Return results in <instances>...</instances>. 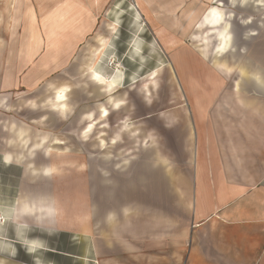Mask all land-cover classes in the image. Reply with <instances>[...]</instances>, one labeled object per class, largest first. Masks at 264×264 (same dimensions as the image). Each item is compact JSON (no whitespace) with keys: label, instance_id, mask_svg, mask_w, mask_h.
<instances>
[{"label":"crops","instance_id":"0c3cea01","mask_svg":"<svg viewBox=\"0 0 264 264\" xmlns=\"http://www.w3.org/2000/svg\"><path fill=\"white\" fill-rule=\"evenodd\" d=\"M236 4L239 10L230 11ZM192 6L179 37L191 26L194 47L162 34V46L178 49L170 66L140 86L144 115L125 113L121 82L107 91L96 81L100 103L77 118L80 129L59 134L51 125L65 123L75 107L67 102L70 110L61 115L47 109L57 116L49 121L43 106L32 109L41 117L25 118L28 108L10 105L18 90L8 75L0 94L6 264H264V0H192ZM164 69L174 74L167 106L184 104L155 111ZM32 76L19 84L27 90ZM110 98L124 105L114 108ZM112 112L128 114L117 117L116 129L125 118L139 123L111 135ZM132 131L139 144H118L133 139ZM127 150L140 156L120 155ZM5 175L16 183L3 190Z\"/></svg>","mask_w":264,"mask_h":264},{"label":"rangeland","instance_id":"374dc122","mask_svg":"<svg viewBox=\"0 0 264 264\" xmlns=\"http://www.w3.org/2000/svg\"><path fill=\"white\" fill-rule=\"evenodd\" d=\"M192 7V0H0V94L6 78L10 75L16 81L15 87L18 90L13 94L10 105L16 106L18 110H21L22 106L23 109L28 108L26 111L29 112H26L24 117L37 119L41 115L32 109L42 106L44 110L53 109L51 101L55 92L62 87H68L67 102L75 107V111L71 116L67 115L65 123L51 127L59 134L77 131L80 129L79 125L78 129L75 128L77 118L87 110H92L91 108L101 101L98 87L100 85L89 77L88 66L92 64L96 50L101 47L99 39L108 38L104 57L95 69L107 79L114 80L115 85L121 82L117 84V92L119 96L125 97L128 101L126 106L130 108L125 113H133L134 117H137L138 111L139 115H144L148 113V109L143 103L138 104L142 100L140 86L152 72L161 69L163 65L170 66L171 53L178 49L162 46V34L194 47L190 40L191 26L185 39L179 37L180 30L188 25L186 18ZM229 9L232 12L238 11V4ZM15 19L17 22L14 23ZM112 25L117 28L114 34ZM32 49L36 52L31 56L29 51ZM252 51L256 54L257 49ZM20 67L23 68L22 71ZM169 69L171 70L170 67ZM29 72L34 78L26 90L19 82L22 83V77ZM159 72L160 89L154 98L155 111H166L184 104L178 102L173 103V107L167 106V82L169 83L174 74L169 71L172 75H168L165 69ZM40 75H43V78ZM36 78L38 82H35ZM135 82L137 83L134 84ZM19 88H23V91H19ZM175 92L182 94L178 89ZM48 112V121L57 117ZM58 113L60 114L59 111ZM125 113L110 114V124L114 129L111 135L125 127L130 129V124L136 125L137 120L128 124V119L125 118L116 129V120L128 115ZM90 116L92 117V114ZM142 122L146 123L145 126H149L150 122L156 126L154 120ZM132 132L134 140L127 138L124 143L118 144H139L140 142H135L139 140L138 135L135 131ZM128 133L131 134V131ZM62 144L56 142L55 146ZM104 144L105 140H102V145ZM174 145L176 144L172 147ZM86 146L80 144L81 148ZM62 147L68 146L66 144ZM127 151L120 155L140 156L138 152L132 154L133 152ZM179 151L176 149L175 152L179 160L184 161L187 155L180 154ZM69 160L72 158L69 157ZM14 179L3 176V190L6 186L15 184Z\"/></svg>","mask_w":264,"mask_h":264},{"label":"bare ground","instance_id":"6f19581e","mask_svg":"<svg viewBox=\"0 0 264 264\" xmlns=\"http://www.w3.org/2000/svg\"><path fill=\"white\" fill-rule=\"evenodd\" d=\"M15 22H17L16 19H15L14 23ZM6 25H7V23H6ZM111 27H112L111 30L113 31V34H114L116 32L117 28L115 25H112ZM107 40H108V38L107 39H104V38L99 39L101 47L96 50V52L94 54L93 62L91 65L88 66V69H89V77H91L95 81L99 82L104 90L112 91L116 87L114 80L111 81L110 79L103 77L102 75H100L99 71L97 69H95V67L97 66V63H101L100 60L104 57V50L107 47V45H106ZM97 77H99V79H97ZM67 88L68 87H62L59 90H57L55 93V96L53 97V100L51 101V108H53L54 110H58L62 114H65L70 110L68 108V105H67V101H68V97H69V93H68ZM61 90H64L63 91L64 98L63 99H57V95ZM109 103H112L111 105L114 108H117L116 104H118V103L120 104V106L124 105L121 102H118L114 98H110ZM99 109H100L101 117H107L108 116L107 108H105V107L100 108L99 107ZM119 138H120V136L113 138V140L116 142V141H118Z\"/></svg>","mask_w":264,"mask_h":264},{"label":"clouds","instance_id":"9594fccd","mask_svg":"<svg viewBox=\"0 0 264 264\" xmlns=\"http://www.w3.org/2000/svg\"><path fill=\"white\" fill-rule=\"evenodd\" d=\"M196 37H194V39H195ZM97 79H99V77H97ZM63 91L64 90H61L59 93H58V95H57V99H63L64 98V96H63ZM116 107L117 108H119L120 107V104L118 103V104H116ZM16 253L15 252H13V253H11V255H15ZM0 264H6V261L5 260H3V259H0Z\"/></svg>","mask_w":264,"mask_h":264},{"label":"built area","instance_id":"2783aa9c","mask_svg":"<svg viewBox=\"0 0 264 264\" xmlns=\"http://www.w3.org/2000/svg\"><path fill=\"white\" fill-rule=\"evenodd\" d=\"M5 224H6L5 223V218L3 217L2 214H0V227L3 226V225H5Z\"/></svg>","mask_w":264,"mask_h":264}]
</instances>
